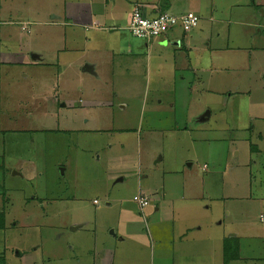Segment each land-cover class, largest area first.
<instances>
[{
  "label": "crops",
  "instance_id": "obj_1",
  "mask_svg": "<svg viewBox=\"0 0 264 264\" xmlns=\"http://www.w3.org/2000/svg\"><path fill=\"white\" fill-rule=\"evenodd\" d=\"M138 7L143 15L148 17L165 12L176 16L191 12L197 15L199 20L188 32L176 26L160 37L147 40L131 35L126 29L132 11ZM0 8L3 13H7L2 17L3 19L0 18V23L7 19L5 26H19V33L13 35L17 40V48L1 49L0 68L16 66L22 71L31 69L40 73L42 80L39 94L40 115L54 114L64 119L66 125L61 128L58 126L59 129L40 127L35 130L36 134L40 132V135L44 134L46 139L52 136L51 133L57 132L59 136L65 135L66 141L60 145L45 143L42 150L38 151L41 153L54 151L61 160L63 151L67 152L66 160L69 158L70 161L75 162L79 160L80 154L84 156L93 154L99 147L94 145L92 138L99 136L102 139L104 135H108L104 128L111 129L113 135L123 143L127 142V137L136 136L135 144L138 145V152H141L140 135L143 131L144 119H147L146 114L160 113V110L148 106L146 101L123 97L122 90L115 95L110 85L113 87L115 84L130 85L138 88L144 81L147 86L154 84L162 90L171 87L169 93L175 92V103L180 108L188 106V101L176 91L178 87L188 90L196 86L202 91V86L205 84L210 89L218 91L212 83L214 85L216 75L221 70L229 72L232 68V71H249L250 79L254 78L251 76L252 71L257 70L255 79L261 80L258 81L259 88L264 89V0H0ZM31 26H40L41 30L34 32L36 42L31 40V45L35 49L31 47L28 50L30 47L26 39L30 35L33 36L30 31ZM5 32L11 33L6 27L0 29V41H5L1 40ZM234 53L241 56H234ZM52 69L55 70L52 80H45V72ZM132 72L135 74H131ZM128 77L131 79L128 80ZM205 77L207 83H204ZM22 78L27 76L24 75ZM51 82L53 85L50 86ZM155 82H158V85ZM60 89L67 96L61 95ZM50 90L52 94L47 95L46 92ZM173 106L174 104L168 106L170 112L173 111ZM110 113L115 117L112 121H105ZM118 113L121 115L119 116ZM209 116L208 111H202L198 117H195L196 122L203 124L210 118ZM133 118L140 121V126L137 127V122L133 121ZM178 125L171 123L165 129L161 127L153 129L150 125L146 134L151 137L165 135L166 129L169 130V134H173L175 130H180L175 127ZM183 128L187 131L186 127ZM253 134L256 135V142L249 144L251 155L260 152L259 144L263 142L261 132ZM6 135L7 130H0V136L5 138ZM22 135L23 132L16 136ZM19 144H22L21 137L12 139L10 146L15 149L13 152L6 143H2L0 159L4 160L0 170L4 168V174L0 185H3L6 176L11 175L13 178H22L30 192L26 194L20 189L8 192L2 188L0 198L5 200L10 193L18 198L29 197L30 202H27L22 209V218H18L22 224L21 231L18 232L22 234L32 229L30 227L34 214L39 208H43L42 202L34 207L29 204L37 199L46 198L49 204L63 205L76 197L67 195L73 194L71 190H75L70 186V182L66 183V174L69 180H73V175H69L67 164L59 165V161L54 164L49 160H44L38 165L33 161L30 163L26 161L29 158V150L25 146L16 149ZM112 148L113 144L110 145V150ZM13 154L17 160L13 164L14 167H8ZM95 157L97 159L94 160ZM83 161L84 163L76 165L79 167L78 170L82 168L81 175H87L95 165L101 167L104 165V158L102 160L100 155L85 157ZM193 164L186 162V167L183 169L172 165L164 172L168 183L175 185L181 180V192H177L174 198H171L174 194L168 189L162 188L158 191L149 186V173L147 175L146 165L142 164L141 157L128 161L130 167L128 171L116 164L115 166H119L120 169L116 170L113 167V172L108 178L110 181L114 180V184L125 182L128 184L133 180L138 189L134 200L137 205L136 210L127 207L129 200L122 201L117 206L116 200L113 205L111 200L105 199L102 216L94 222V236L89 240L92 230L85 229L87 217L82 216L89 206H82L81 200H78L74 210V219L78 222H75L70 230L78 232L84 229L87 235L83 237L81 235L83 231L75 233L82 238H79L80 241H75L74 248L71 244L66 246L65 249L70 255L72 250L76 251L68 261L61 263L57 261L61 257L55 256L43 260L34 250L24 257L23 251L15 247V249L10 247V256H7L5 247L0 252V264H12L10 259L18 261L19 264L25 261L36 264L38 261H50L52 258L54 264H141L140 250L143 247L150 248L153 244L154 248H157V260L160 264H206L204 259L209 257H215L216 264H231L240 260L239 240L242 236L232 232L215 237L216 239L213 240L217 245L215 253L210 248L211 251L196 250L199 244L203 243V238L201 227L197 223L192 224L193 221L196 222L195 214L198 213L193 208L194 204L191 203L193 198L190 197V194L194 195L192 190L195 185L189 171L193 168ZM57 165L59 166L56 168V173L63 179L60 184L67 186L64 192L58 189L39 191L38 185L43 178L45 167ZM39 168L41 171L38 170ZM34 182L38 184L35 186L36 190L33 189ZM82 184L94 186L88 183L87 178ZM196 187L200 188L198 185ZM76 193L77 191H74V195L81 194ZM105 196L111 197L110 191H105ZM140 200L146 201L147 205L142 206ZM98 205H100L99 201L94 199L92 206ZM94 210L98 211L96 208ZM5 212L3 208L0 210V233L4 234L8 230L11 233L12 228L15 231L18 225L14 222L9 226ZM182 212L183 215L185 212H190L192 215L191 219L184 220L178 229L175 220L180 221L179 223L183 221ZM102 223L104 226L100 227ZM103 229L104 238L100 239ZM146 230L147 233L150 230V233L146 234ZM257 230L255 236L264 239V228ZM249 231L250 229L247 233L250 235ZM184 246L194 247L195 250L183 252ZM260 251L264 257V246ZM200 252H203L204 256H200ZM263 257L254 260L245 258V260H251L248 261L251 263L255 261L264 263Z\"/></svg>",
  "mask_w": 264,
  "mask_h": 264
},
{
  "label": "rangeland",
  "instance_id": "obj_2",
  "mask_svg": "<svg viewBox=\"0 0 264 264\" xmlns=\"http://www.w3.org/2000/svg\"><path fill=\"white\" fill-rule=\"evenodd\" d=\"M6 15L7 13H3L0 8V18L3 19L2 17ZM6 21L8 20L5 19L0 23V29L6 27L11 33L6 34L5 32V36H1V40L5 41H0V51L2 48L14 50L18 45L13 35L19 33V26H5ZM36 30H41L40 26H31L30 31H32L33 36L30 35L26 39L28 47H30L28 50L33 47L31 40H35L34 32ZM7 40H10V42ZM240 47L244 48L246 46ZM32 49L35 48L33 47ZM240 54L236 55L234 53L233 55L239 57L241 56ZM46 58L49 59V56L46 55ZM11 67L0 68V130H7L5 138L0 136V150L4 142L14 152L15 149L11 148L10 143L15 137H21L22 144H19L16 149L23 146L27 147L29 158L26 161L30 163L33 161L36 165L43 163L44 160L53 161L54 164L59 161V165L64 164L66 166L67 164L69 175H73V180H69L66 174V183L70 182V186L75 189L71 190L73 194L68 193L67 195L75 196L76 199L66 201L63 205H57V203L49 204V200L46 198L35 200L34 203L29 205L34 207L37 203L42 202L43 208H39L34 214L33 223L30 227L32 229L25 230L26 233L20 234L22 224L18 218H22V209L27 202H30L29 197L18 198L10 193L5 200L0 198V210L3 208L6 211V222H8V225L10 226V223L14 222L18 223L14 229L15 231L12 228L11 233L10 230L5 232V234L0 233V252L6 247L5 254L10 256V247H15L23 251L24 257L34 250L43 260L47 257L55 256L61 257L57 259L61 263L68 261V258L74 255L76 251L75 249L72 250V255H70L65 249L66 246L71 244L74 248L75 241L82 238L80 235H75V233L83 231L81 235L83 237L87 235L84 229L78 232L70 230V227L74 226L75 222H78L74 219V210L76 205H78V200H81L82 206H89L82 216L87 217L85 229L92 230V236H89L90 240L94 236V222L102 216L101 211L104 210L103 202L105 203V199L111 200L113 205H115L114 200H116L117 206L122 201L129 200L127 207L134 210L137 209L134 200L137 197L138 189L133 180L128 182V184L126 182L114 184V180L110 181L108 175L112 174L113 167L116 170L120 169L119 166H115L116 164H119L123 170L128 171L130 169L128 161L141 157L142 164L146 165L145 171L147 175L149 173V186L151 185V188L158 191L162 188L168 189L174 194L171 198L177 196V192H181V180L175 185L168 183L164 172L172 165L183 169L186 167V162L188 164L190 162L194 163L193 168L189 170L195 184L192 190L194 195L190 194V197L193 198L191 203L194 204L193 208L198 213L195 214L196 222L193 221L192 224L197 223L201 227V237L203 238V243L199 244L196 250L200 249L204 252L205 249H213L215 253L217 250L216 243H213V240L216 239L215 237L232 232L242 237L239 240L241 259L231 264H264L257 263V261L251 263L248 262L251 260H245V258L254 260L258 257H263L260 250L264 246V239L255 236L258 232L257 229L264 228V120L260 119H264V89L259 88L258 81L261 80L255 79L257 70L252 71L251 76H254V78L251 77V79L249 78V71H232V68H230L229 72L221 70L216 75L214 85L212 83V86L216 87L218 91L210 89L205 84L202 86V91L196 86L188 90L187 88L180 89L178 87L176 91L179 94L181 93L180 96L188 101V106L185 105L182 108L175 103V92L169 93L171 87H165L162 90L161 87L154 86L153 83V85L148 84L147 86L144 81L138 88H133L130 85L121 86L120 84H115L114 87L110 85V88L114 89V94L122 90L123 97L146 101L148 106L150 105L160 110V113L148 112L146 114L147 119H144L143 131L140 135L141 152H138V145L135 144L136 136L127 137V142L123 143L113 135L111 129L106 130L104 128L108 135H104L102 139L99 136L92 138L94 145L99 148L93 154H89V156L80 154L79 160L75 162L73 160L70 161L69 158L66 160L67 152L65 151H63L62 160L56 156L54 151L43 153L38 151L42 150L45 143L62 144L66 141V136H59V133L57 134L56 132L57 135L51 133L52 136L45 139L44 134L43 136L40 135V132L36 134L35 130L40 127L56 129L59 126L61 128L66 125V121L54 114L42 116L41 113L40 115L39 99L41 96L39 94L42 89L40 73L31 69L22 71L16 66L15 68L14 66ZM131 74L135 73L132 72ZM24 75L27 78H22ZM54 75L55 70L52 69L46 71L45 76H43L45 80H52ZM130 79L131 77H128V80ZM207 81L205 77L204 83H207ZM155 84L158 85V82H155ZM51 85H53V82L50 83ZM211 91L218 94H213ZM186 92L188 93L186 94ZM60 93L65 95V92L61 89ZM46 94H52L51 90L46 92ZM159 101L162 102L160 103ZM170 104H174L171 112L168 110ZM134 106L136 107V105ZM202 111H208L210 118L205 123L198 124L195 117H198ZM118 115L120 116L121 114L118 113ZM114 117L115 115L110 113L105 121H112ZM133 121L137 122L138 127L140 121L136 118H133ZM171 123H178L179 125L175 127L181 131L175 130L173 134H169V130L166 129L164 131L165 135L161 134L154 137L146 134V131L150 129V125L153 129L160 127L165 129ZM183 127H186L187 131ZM21 132H23L22 136H16L18 133L21 134ZM256 132L262 133L263 142L259 144L260 152L251 155L249 153V144L256 142V135L253 134ZM112 144L113 148L110 150V145ZM97 155H100L102 160L104 158V165L102 167L95 165L87 175H81L82 168L78 170L79 167L76 165L84 163L83 159L85 157ZM159 157L161 159H158ZM3 160L0 159L1 166L3 165ZM16 160L17 157L13 154L8 167H14L13 164H15ZM59 165L46 166L40 185L34 182L33 189L36 190L35 186L38 185L39 191L58 189L63 193L64 188L67 186L60 184L63 179L56 173V168ZM38 170L41 171L40 168ZM2 174H4V168L0 170V180L3 179ZM85 178H87L89 184L92 183L94 186L83 185L82 181ZM197 185L200 188H197ZM2 188H5L8 192L16 191V189H20L21 192L26 194L30 192L28 185L22 178H13L11 175L5 177L3 185H0V190ZM101 190H104V193ZM74 191L81 194L74 195ZM105 191H110L111 197L105 196ZM250 194L251 199H249ZM94 199L99 201L100 205L92 206ZM94 208L99 212L95 211ZM30 213L34 212L30 211ZM191 215L190 212H185L184 215L182 212L183 221L179 223L180 221L175 220L176 228L179 229V225L183 224L184 220L191 219ZM103 226L104 223L100 227ZM248 229H250V235L247 233ZM101 232L100 239L104 238V229ZM145 232L148 234L150 230H148V233L147 230ZM6 236L7 238H5ZM143 237L147 238V236ZM153 240L155 241V238ZM191 249L195 250L194 247L184 246L183 252L191 251ZM203 252H200L199 255L204 256ZM140 256L141 264H160L159 260H157V248H154V244L150 248L143 247L140 250ZM52 259L45 262L38 261L36 264H54ZM204 261L206 264H216L215 257L206 258ZM10 262L19 264L18 261L12 259H10ZM21 264H31V261L21 262Z\"/></svg>",
  "mask_w": 264,
  "mask_h": 264
},
{
  "label": "built area",
  "instance_id": "obj_3",
  "mask_svg": "<svg viewBox=\"0 0 264 264\" xmlns=\"http://www.w3.org/2000/svg\"><path fill=\"white\" fill-rule=\"evenodd\" d=\"M198 20V16L191 12L178 16L165 12L148 17L144 16L138 7L132 11L126 29L135 37L152 40L168 33L176 26H179L184 32H188L197 25ZM140 204L145 206L147 202L140 200Z\"/></svg>",
  "mask_w": 264,
  "mask_h": 264
}]
</instances>
